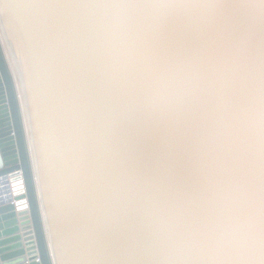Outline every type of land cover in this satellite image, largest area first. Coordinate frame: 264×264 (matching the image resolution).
<instances>
[{"label": "water", "instance_id": "water-1", "mask_svg": "<svg viewBox=\"0 0 264 264\" xmlns=\"http://www.w3.org/2000/svg\"><path fill=\"white\" fill-rule=\"evenodd\" d=\"M0 24L41 194L0 41V264H264V0H0Z\"/></svg>", "mask_w": 264, "mask_h": 264}, {"label": "bare ground", "instance_id": "bare-ground-1", "mask_svg": "<svg viewBox=\"0 0 264 264\" xmlns=\"http://www.w3.org/2000/svg\"><path fill=\"white\" fill-rule=\"evenodd\" d=\"M1 27V24H0ZM0 31L2 32L0 34V38L2 39V35L3 30L2 27L0 28ZM5 36V35H4ZM4 38V37H3ZM3 40V39H2ZM5 43L6 40H5ZM4 44V43H3ZM6 46V45H5ZM5 48V47H4ZM5 53H6V57L9 60V65L10 68L12 69V73H13V81L15 84V89H16V93H17V99H18V103H19V109H20V114H21V120H22V124H23V128L25 131V141H26V145H27V149L29 150V152L31 153V167L33 169V180H34V185H35V189L36 192L38 194V197L41 198V194H40V183H39V176L37 173V162H36V158H35V154L33 152V139L30 133V121H29V117H28V112H27V107H26V103H25V98H24V94H23V89H22V84L17 72V69L15 67L11 52L9 53L6 48L4 49ZM19 82V83H18ZM43 208V207H42ZM42 211V209H41ZM45 222V219L43 218V223ZM44 226L46 228V232H47V226H46V222L44 223ZM48 234V233H47Z\"/></svg>", "mask_w": 264, "mask_h": 264}, {"label": "rangeland", "instance_id": "rangeland-1", "mask_svg": "<svg viewBox=\"0 0 264 264\" xmlns=\"http://www.w3.org/2000/svg\"><path fill=\"white\" fill-rule=\"evenodd\" d=\"M1 28V27H0ZM2 32L0 31V34H1ZM4 37V38H3ZM3 39V40H2ZM2 39L0 38V41H1V44H2V48H3V51H4V53H5V48H6V50L10 53V50H9V47H8V44L7 43H5V40H6V38H5V36H4V34L2 35ZM7 42V41H6ZM4 43V44H3ZM6 45V46H5ZM5 47V48H4ZM5 56H6V53H5ZM7 58V57H6ZM7 61H8V63H9V60L7 59ZM10 66V65H9ZM12 70V69H11ZM19 83V82H18Z\"/></svg>", "mask_w": 264, "mask_h": 264}, {"label": "built area", "instance_id": "built-area-1", "mask_svg": "<svg viewBox=\"0 0 264 264\" xmlns=\"http://www.w3.org/2000/svg\"><path fill=\"white\" fill-rule=\"evenodd\" d=\"M14 86H15V84H14ZM36 261H38V260L36 259Z\"/></svg>", "mask_w": 264, "mask_h": 264}]
</instances>
